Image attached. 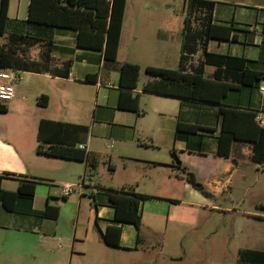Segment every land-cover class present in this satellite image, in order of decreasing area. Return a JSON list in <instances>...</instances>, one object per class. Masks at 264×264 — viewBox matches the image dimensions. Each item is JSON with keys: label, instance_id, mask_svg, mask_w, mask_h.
Listing matches in <instances>:
<instances>
[{"label": "crops", "instance_id": "1", "mask_svg": "<svg viewBox=\"0 0 264 264\" xmlns=\"http://www.w3.org/2000/svg\"><path fill=\"white\" fill-rule=\"evenodd\" d=\"M214 1L212 23L215 25L229 26L228 39H209L206 50L210 53L240 56L247 59V65L253 70L264 71V14L254 19L253 22L238 21L235 11L231 6ZM29 0H9L8 18L15 21H24L26 14L20 18L22 9L27 8ZM156 5L143 6V9L134 10L128 30L127 0L124 8L121 33L118 41L116 59L118 66L123 62L138 64L140 67L154 66L168 68L165 64L178 66L179 55L182 44V27L180 28V39L177 45L176 38L164 37V33H171L168 25L152 27L151 22L146 24L139 11H157L170 13L167 8H157ZM14 14V17L10 14ZM138 14V15H136ZM127 25V26H126ZM149 29L148 33L153 41L140 38L143 30ZM147 37V36H145ZM52 40L50 50V67L64 69L63 62L70 60L69 73L67 76L53 75L49 72L35 73L23 71L27 75L37 77L35 81L29 78L21 80L14 85V94L11 99L5 101L6 112H0V173L8 172L15 177L38 178L43 181L37 183L31 199L17 198L13 210L8 211L0 206V264H72L80 261L75 257H81L83 264H140L138 259H126L119 252L138 253L146 241V236L159 234L168 226L170 215L176 216L174 204L176 202L193 206L190 198H203L185 180V173L176 166H183L187 171L195 175L196 180L202 184L205 182L213 191L228 186L238 165L242 161H251L250 143L247 141L234 142L227 151V155L218 154L217 137L220 130V116L218 104L199 102L194 100L167 97L155 93H149L166 98L178 100V111L174 116L173 124L167 128L165 133L166 154L136 153L126 157L120 156L122 168L132 170L140 177V181H133L124 177L118 186L132 187L136 193L149 196L142 202L141 225L136 228L131 223H116L113 220L114 208L109 203L105 193L106 187L98 182H92V174L88 173L90 181V192L94 210V225L97 232L93 234L84 232L77 240V235L66 238L70 242L69 249H56L52 247L50 240L54 234L50 222L56 220L59 215L58 204L60 200L65 201L73 191L67 195H61V186L72 179L71 172L80 169L89 170L85 161L62 159L52 157L44 153H37L36 147L41 144L45 149L48 145L43 142L62 140L65 143L83 144L85 152L96 159V153L91 149L90 132L100 125L99 133L108 135L117 140H128L134 135L133 125L121 119H116L117 111H126L117 108L119 88L117 83H101L102 75L99 77V69L105 65L102 53L98 50L81 48L76 45V31L68 28L53 27L50 30ZM128 38V39H127ZM170 38V39H169ZM140 39L138 54L134 55V42ZM125 40H127L125 42ZM174 41V49L168 45ZM149 42V44H148ZM152 44H154V49ZM178 46V52H177ZM251 47L254 49L252 50ZM40 45L29 48L27 56L35 61L40 60ZM123 54V57H122ZM198 58L201 56L197 52ZM190 62L194 63L192 58ZM115 59V61H116ZM119 59V60H118ZM177 68V67H176ZM79 72V81H75L74 71ZM215 66L206 64L203 67L205 77L209 78ZM89 76L88 80L86 77ZM74 85L78 98L84 100V112L90 105L88 102V88L81 85L103 86L104 94L102 101L98 103L100 90L96 88V98L91 101L92 123L79 121V117L69 116V119L59 115V109L66 106L65 85ZM264 87V80L253 85H239L235 89L227 91L221 98L222 107H234L239 110L252 111L256 117L264 122V92L259 88ZM135 92H138L137 86ZM45 96V97H42ZM140 99V97H139ZM139 107V103H138ZM133 112L136 117L143 115L138 110ZM132 112V111H127ZM42 121H50L45 124L39 138L38 129ZM256 121V120H255ZM117 122V123H116ZM192 124L199 127L194 134L175 137L178 123ZM97 123V124H96ZM65 124H73L67 126ZM115 126L110 129L107 125ZM77 126H86L84 132ZM211 130V131H208ZM169 140V143H168ZM178 152V153H177ZM181 157L182 162H174V158ZM264 162V161H263ZM262 162V163H263ZM74 163H79L76 166ZM261 163V164H262ZM79 167V168H78ZM111 165H109V168ZM92 170L93 175L96 172ZM112 172L115 169L110 168ZM78 176V175H77ZM82 187L84 177L82 178ZM54 184L58 187V194L54 192ZM203 185V184H202ZM4 190L15 191L17 181L8 177L1 181ZM77 187V186H75ZM79 188V187H78ZM81 189V187L79 188ZM83 195L81 191L79 194ZM53 196H60V200ZM82 197V196H81ZM174 200V201H171ZM197 206H200L196 203ZM46 206H49L46 209ZM140 206V204H139ZM52 207H56L54 210ZM218 208L217 206H213ZM46 211L47 215H43ZM183 212H188L184 209ZM164 223V224H163ZM109 225L120 227L118 247L106 245L101 239ZM145 225V227H144ZM144 227V228H143ZM144 229V230H143ZM145 229L148 231L145 234ZM52 234V235H51ZM250 245L243 249L264 251V237H256L255 232H250ZM89 242V245L74 251L75 243L80 241ZM111 249V250H110ZM144 264V262H142Z\"/></svg>", "mask_w": 264, "mask_h": 264}, {"label": "trees", "instance_id": "2", "mask_svg": "<svg viewBox=\"0 0 264 264\" xmlns=\"http://www.w3.org/2000/svg\"><path fill=\"white\" fill-rule=\"evenodd\" d=\"M214 1L184 0L187 8L182 29L181 52L177 68H162L146 66L149 75L143 83L141 91L176 97L185 100L218 104L220 130L217 137L219 155H227L228 149L234 142L247 141L250 143V159L261 164L264 161V124L260 126L255 121V113L239 110L234 107H222L221 98L227 91L239 85H253L264 80V71L253 70L247 65V59L240 56L210 53L206 50L209 39H228L230 27L212 23ZM126 0H29L25 31H17L19 21L8 18L9 0H0V35H6V42L0 43V68H12L19 72H49L53 75L67 76L70 60L64 61V69L50 67V50L52 40L50 30L53 27L68 28L76 31V45L81 48L101 51L104 64L116 59L118 41L121 33L122 19ZM200 11L204 16L199 18V27L191 26V12ZM40 45V60L35 61L27 56L29 48ZM199 53L201 58L195 63L190 58ZM206 64L215 66L209 78L205 77L203 67ZM140 66L135 63L123 62L118 66L119 88L117 108L136 112L139 103V93L135 92L139 77ZM89 76L86 77L88 80ZM45 97V96H42ZM7 105L0 102V112H6ZM50 121H42L39 125L38 136ZM73 126V124H65ZM84 132L86 126H77ZM198 126L178 123L175 137L194 134ZM211 131V130H208ZM48 145L45 149L39 144L37 153L52 157L85 161L89 170H93L96 159L77 148V144L65 143L62 140L43 142ZM185 173V180L192 186L201 184L192 172L185 167L176 166ZM14 178L17 181L15 191L4 190L1 181L4 178ZM38 178L15 177L8 172L0 173V206L11 211L17 198L31 199ZM109 203L114 208L113 220L116 223H131L136 228L141 225L140 202L150 198L136 193L132 187H122L119 190L106 189ZM174 201V200H171ZM49 206H46L48 209ZM56 210V207H52ZM43 215H47L46 211ZM120 227L109 225L101 232L102 241L112 247H118ZM238 260L241 264H264V251L243 249L239 250Z\"/></svg>", "mask_w": 264, "mask_h": 264}, {"label": "rangeland", "instance_id": "3", "mask_svg": "<svg viewBox=\"0 0 264 264\" xmlns=\"http://www.w3.org/2000/svg\"><path fill=\"white\" fill-rule=\"evenodd\" d=\"M227 6H231L235 11V17L238 21L253 22L255 18L264 14V0H216ZM156 5L157 8H167L169 14L155 11H139L143 21L146 24L151 22L152 27L158 25H168L171 33H164V37H175L178 45L180 39V28L183 19L186 16L187 8L184 0H127V17L128 30L130 29L131 20L134 17V10L143 9V6ZM27 12V8L22 9L20 18ZM13 17L12 11L10 13ZM138 15V14H136ZM20 25L16 26L17 31H25L28 23L19 21ZM127 26V25H126ZM193 27V25L191 24ZM149 29L143 30L140 38L147 41L154 40L148 33ZM147 36V37H145ZM128 39V38H127ZM170 39V38H169ZM127 40H125L126 42ZM6 42V35H0V43ZM149 44V42H148ZM134 55L138 54L140 39L133 43ZM172 51L174 41L168 44ZM154 49V44H152ZM253 50L254 48L251 47ZM178 52V46H177ZM123 57V54H122ZM198 54L192 60L194 63L198 60ZM119 60V59H118ZM168 68L174 69L177 64H165ZM99 77L102 75L101 83L107 81L117 83L118 80V61L107 63L98 69ZM101 74V75H100ZM22 80L27 77L30 81H35L37 77L21 73ZM74 80L79 81L78 70L74 71ZM149 75L145 72L144 67H140L137 81V90L139 93V111L143 115L136 117L133 112L117 111L116 119L127 121L135 128L134 135L128 140H117L108 135L99 133V126L90 132V147L96 153L97 168L93 175L92 170H84L83 166L71 172L72 179L68 183L76 184L84 177V188L74 187L75 191L67 197L65 201L60 200V196H53L60 200L58 204L59 215L56 220L49 221L51 229L55 232L51 236L50 243L56 249H69L70 242L66 238L77 235V240L81 238L85 231L88 235L96 233L94 225V210L90 192L89 174H92V182L96 181L103 186L113 187V190L122 188L118 186L124 177H129L133 181H140L141 177L132 170L125 171L122 168L120 156L133 157L136 153L161 154L168 153L165 146V133L174 122V116L178 111V100L174 98L161 97L149 93H142L141 87L148 79ZM17 85V84H15ZM74 85L66 84V106L59 109V115L69 119V116L79 117L82 123L87 122L88 127L92 123V104L96 98V88L100 90L98 103L102 100V94L105 89L103 86L81 85L82 88H88L89 106L84 112V100H80L74 89ZM117 123V122H116ZM97 124V123H96ZM108 128L114 129L115 126L107 125ZM169 143V140H168ZM178 153V152H177ZM178 156L174 162H182ZM80 166L79 163H74ZM114 168L115 172L109 168ZM238 171L235 173L232 181L228 186L220 190L213 191L205 182L198 187L192 186L195 194L206 198L200 200L192 197L193 206L176 202L174 210L176 216L170 215L168 226L165 231L159 234H150L146 236V241L138 253L119 252L121 257L126 259H138L140 264H241L238 260L239 250L250 245V232H255L256 237H264V162L257 164L252 161H242L239 163ZM79 168V167H78ZM181 170V169H179ZM78 175V176H77ZM54 192L58 194V187L54 184ZM79 191L83 192L79 194ZM82 196V197H81ZM198 203L200 206H197ZM213 206H217L215 208ZM142 209V202H140ZM187 209L188 212H183ZM164 224V223H163ZM145 227V225H144ZM143 227V228H144ZM144 230V229H143ZM145 234L148 232L145 229ZM89 245L88 240L84 243L80 241L75 243L74 251L81 247ZM111 250V249H110ZM80 261H74L72 264H83L81 257H75ZM67 264H70L67 262Z\"/></svg>", "mask_w": 264, "mask_h": 264}, {"label": "built area", "instance_id": "4", "mask_svg": "<svg viewBox=\"0 0 264 264\" xmlns=\"http://www.w3.org/2000/svg\"><path fill=\"white\" fill-rule=\"evenodd\" d=\"M204 16L203 12L200 11H192L191 12V24L193 28L199 27V18ZM19 71L12 68H0V102H5L12 98L14 94V85L18 84L21 80ZM264 92V87L259 88ZM256 122L262 126L264 124L263 120L260 117H255ZM77 148L85 150L83 144H77ZM82 178L76 184L73 183H64L61 186V195L67 196L69 195L75 186L82 187Z\"/></svg>", "mask_w": 264, "mask_h": 264}, {"label": "water", "instance_id": "5", "mask_svg": "<svg viewBox=\"0 0 264 264\" xmlns=\"http://www.w3.org/2000/svg\"><path fill=\"white\" fill-rule=\"evenodd\" d=\"M176 164H179V161H177V163Z\"/></svg>", "mask_w": 264, "mask_h": 264}]
</instances>
